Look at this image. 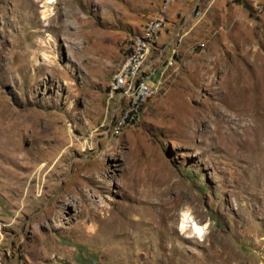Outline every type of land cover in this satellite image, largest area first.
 <instances>
[{"label": "rangeland", "instance_id": "rangeland-1", "mask_svg": "<svg viewBox=\"0 0 264 264\" xmlns=\"http://www.w3.org/2000/svg\"><path fill=\"white\" fill-rule=\"evenodd\" d=\"M45 1L0 0V264H264V0H186L120 132L109 87L164 0Z\"/></svg>", "mask_w": 264, "mask_h": 264}, {"label": "bare ground", "instance_id": "bare-ground-1", "mask_svg": "<svg viewBox=\"0 0 264 264\" xmlns=\"http://www.w3.org/2000/svg\"><path fill=\"white\" fill-rule=\"evenodd\" d=\"M54 1L55 0H47L41 4V7L43 8V11L41 12L43 20H47L54 15V9L52 7ZM173 1L174 0H164L163 5H167V7H166V14L162 15V22H165V23L163 24L161 30H153L151 34L148 35V29L156 28V21L154 17L149 22H147L144 28L143 35L136 36L129 41L125 62L122 68L120 69V71L118 72V74H116V76L113 78L112 83L109 87L108 97L110 101H116L117 105L119 101H124V100L134 101L136 99V91L133 90V88L136 86V83L140 76V72L144 68H147V71L159 70L157 66V62L159 59L157 60L154 57H151V47L155 39L166 28V24L168 22V10H169L170 5L173 3ZM143 39H144V43L149 44L147 49H142ZM168 52H169V47H168ZM135 53H139V54L133 57V60H131V57ZM168 64H169V58H168ZM126 69H128V72L126 73V77L124 78L122 83L118 84L117 82L119 80V73H125ZM158 89H159V85L155 89L147 90L146 94L143 95V102L148 103L153 98L154 94L158 91ZM144 109L138 113L137 122L139 121L142 113L144 112ZM114 125H115L114 126L115 130H117V124H114ZM132 125H135V124H128L125 127H122L119 130V132L122 129L127 128ZM108 136H109V129H108ZM187 227L191 229V233L193 234V236H196L198 239L203 240L202 237H203V233H204L206 226L198 225L192 219V216L190 215L189 211H184L182 215V224H181L182 231H188Z\"/></svg>", "mask_w": 264, "mask_h": 264}, {"label": "built area", "instance_id": "built-area-1", "mask_svg": "<svg viewBox=\"0 0 264 264\" xmlns=\"http://www.w3.org/2000/svg\"><path fill=\"white\" fill-rule=\"evenodd\" d=\"M201 5L202 2H200V0H197L194 9L195 13L198 11ZM166 7L167 5H161V11L158 14H156V16H154L156 21V28L148 29V35H150L153 30H161L163 24L165 23L162 22V15L166 14ZM180 30L183 29L180 28ZM142 41H143L142 49H147L149 44L144 43V39ZM170 44L171 42L169 43V45ZM168 47L161 48L160 56H165V64L162 67H160L159 70L147 71V68H144L140 72V76L136 83V86L133 88V90L136 91V99L134 101H125V100L119 101L118 109L113 110V117L111 118L110 124H117V132L122 127H125L128 124L137 123L138 113L141 112L148 105V103L143 102V95L146 94L147 90L155 89L158 85H161L163 83L164 80H161V71H164V68H172L173 64H168ZM138 54L139 53H135L131 57V60H133V57L137 56ZM127 72L128 69H126L125 73H119V80L117 82L118 84L123 82ZM108 127H107V131L105 132L107 134H108Z\"/></svg>", "mask_w": 264, "mask_h": 264}, {"label": "crops", "instance_id": "crops-1", "mask_svg": "<svg viewBox=\"0 0 264 264\" xmlns=\"http://www.w3.org/2000/svg\"><path fill=\"white\" fill-rule=\"evenodd\" d=\"M205 1L208 4L211 3V0H205ZM188 7H189V3H187L186 0H177V4H174V5H172L169 8V16H171V14L174 13L175 11L176 12L174 13V19L173 20L168 18V24H167L166 30L163 33H161V35H160V43H166V41L169 38V36L173 35L172 33H173L174 29L177 27V24H179V22L182 21L181 16H183V14L187 15L191 11L192 7L189 8V9H188ZM202 7H204V6H201L199 9H202ZM189 23H191V22H189ZM181 33H184L186 35V32H184L183 30H179L178 33L171 38V40H170L171 44H170L169 48L173 47V43H172L173 39H175ZM142 34H144V31H143ZM193 34H194V31L191 30L189 32V35L186 37L187 41L190 40L193 37ZM158 41H159V39H158ZM170 42H167V44L170 43ZM156 45L158 46V42H157ZM156 52H157V49H156ZM169 57H170V52H168V58ZM81 203H82L81 202V198H78L77 199V204H81ZM74 204L76 205V203H74Z\"/></svg>", "mask_w": 264, "mask_h": 264}]
</instances>
